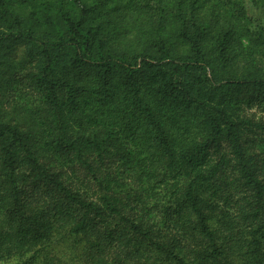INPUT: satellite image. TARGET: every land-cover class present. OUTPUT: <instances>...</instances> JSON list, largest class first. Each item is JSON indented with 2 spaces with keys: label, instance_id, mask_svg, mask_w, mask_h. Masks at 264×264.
Listing matches in <instances>:
<instances>
[{
  "label": "trees",
  "instance_id": "1",
  "mask_svg": "<svg viewBox=\"0 0 264 264\" xmlns=\"http://www.w3.org/2000/svg\"><path fill=\"white\" fill-rule=\"evenodd\" d=\"M252 6L0 0V264H264Z\"/></svg>",
  "mask_w": 264,
  "mask_h": 264
},
{
  "label": "rangeland",
  "instance_id": "2",
  "mask_svg": "<svg viewBox=\"0 0 264 264\" xmlns=\"http://www.w3.org/2000/svg\"><path fill=\"white\" fill-rule=\"evenodd\" d=\"M249 14L253 18V21L256 23L257 21H261L264 19V6L262 7H250L249 8ZM8 95V94H7ZM64 248L63 245H60L56 248L57 251H60ZM41 261H39L37 264H41Z\"/></svg>",
  "mask_w": 264,
  "mask_h": 264
}]
</instances>
